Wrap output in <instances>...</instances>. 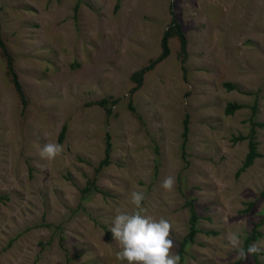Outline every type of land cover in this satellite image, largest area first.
Here are the masks:
<instances>
[{
    "label": "rangeland",
    "instance_id": "374dc122",
    "mask_svg": "<svg viewBox=\"0 0 264 264\" xmlns=\"http://www.w3.org/2000/svg\"><path fill=\"white\" fill-rule=\"evenodd\" d=\"M0 43V264H121L133 191L181 264H235L229 232L264 240V0H0Z\"/></svg>",
    "mask_w": 264,
    "mask_h": 264
},
{
    "label": "clouds",
    "instance_id": "9594fccd",
    "mask_svg": "<svg viewBox=\"0 0 264 264\" xmlns=\"http://www.w3.org/2000/svg\"><path fill=\"white\" fill-rule=\"evenodd\" d=\"M64 152L63 145L54 142L45 143L38 152L41 160L45 162L55 161ZM47 163L41 165L44 169ZM176 179L172 175L166 176L161 188L165 192L175 189ZM146 193L133 191L131 204L133 210L125 211L116 208L110 232L118 251L116 259L123 264H181V257L174 251L176 244L171 238L173 225L169 219L146 213L143 202ZM229 245L235 250L241 259L264 252V240L253 243L245 249L242 246L241 236L236 232L227 235Z\"/></svg>",
    "mask_w": 264,
    "mask_h": 264
},
{
    "label": "trees",
    "instance_id": "16d2710c",
    "mask_svg": "<svg viewBox=\"0 0 264 264\" xmlns=\"http://www.w3.org/2000/svg\"><path fill=\"white\" fill-rule=\"evenodd\" d=\"M176 34H177V37L179 39L180 50L182 53H185L186 44H187L186 38L179 28H176ZM168 38H169V33H168V31H166L165 33H163V35L161 37V41H160V45H161L160 56L155 61H153L148 67L144 68L142 70L141 74L144 71L152 69L156 64H158L159 62H161L163 59H165L168 56V54H169L168 45H167ZM0 46H2L1 43H0ZM12 79H13V83H14L15 88L19 90V84L17 81V77L14 73H12ZM228 88L231 89V87H229V86H228ZM240 108L241 107L237 104L229 103L225 107V114L231 115L236 110H238ZM240 139H242V138L240 137ZM258 157H259V154L256 151V143L254 142L253 137H249L248 138V153L245 156V160H244L243 166L241 168V171L248 168L249 166H251L253 164L254 160ZM189 207H190L191 215H190V232H189L188 236L190 239H192L194 234H195L194 223L196 221V214L193 210V207L191 205H189ZM248 244H249V240L246 241V249L248 247ZM235 264H242V259L238 260Z\"/></svg>",
    "mask_w": 264,
    "mask_h": 264
}]
</instances>
